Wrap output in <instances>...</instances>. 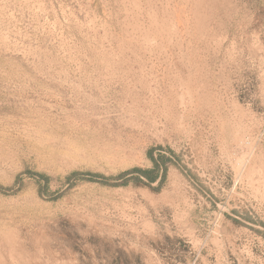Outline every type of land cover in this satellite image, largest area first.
<instances>
[{
	"label": "rangeland",
	"instance_id": "1",
	"mask_svg": "<svg viewBox=\"0 0 264 264\" xmlns=\"http://www.w3.org/2000/svg\"><path fill=\"white\" fill-rule=\"evenodd\" d=\"M0 208V264H264V0H0Z\"/></svg>",
	"mask_w": 264,
	"mask_h": 264
},
{
	"label": "trees",
	"instance_id": "2",
	"mask_svg": "<svg viewBox=\"0 0 264 264\" xmlns=\"http://www.w3.org/2000/svg\"><path fill=\"white\" fill-rule=\"evenodd\" d=\"M177 157L173 151H170ZM148 156L151 160V166L142 168L138 165L130 167L128 170L118 173L112 179L123 180L121 184L126 185L129 182L134 184L142 183L151 185L155 183L154 190H158L165 182L168 171L171 166L176 163L172 156H166L158 153L156 157L153 156L152 150L148 151ZM143 178L147 181L144 182ZM49 217L46 213H24L15 208H0V226H11L16 224H26L32 220H39Z\"/></svg>",
	"mask_w": 264,
	"mask_h": 264
}]
</instances>
